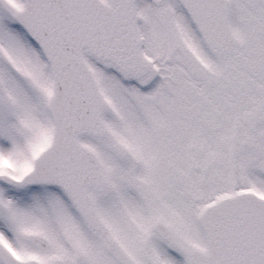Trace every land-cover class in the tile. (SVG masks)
I'll use <instances>...</instances> for the list:
<instances>
[{
    "label": "flooded vegetation",
    "instance_id": "obj_1",
    "mask_svg": "<svg viewBox=\"0 0 264 264\" xmlns=\"http://www.w3.org/2000/svg\"><path fill=\"white\" fill-rule=\"evenodd\" d=\"M228 1L235 46L224 55L177 0L148 3L149 19L138 3L135 68L88 55L113 104L102 111L113 127L99 139L112 149L99 151L105 184L88 190L97 227L63 187L26 181L54 135L55 79L41 56L27 54L28 65L19 45L21 57L0 51V239L19 262L122 264L107 247L113 239L136 264H187L159 230L199 247L206 206L246 190L264 195V0Z\"/></svg>",
    "mask_w": 264,
    "mask_h": 264
},
{
    "label": "water",
    "instance_id": "obj_2",
    "mask_svg": "<svg viewBox=\"0 0 264 264\" xmlns=\"http://www.w3.org/2000/svg\"><path fill=\"white\" fill-rule=\"evenodd\" d=\"M180 1L207 45L218 54L227 52L232 40L224 0ZM134 2L25 0L19 21L41 45L56 75V95L52 102L56 137L37 161L41 178L63 185L71 178L74 183L80 180L85 187L97 185V174L100 175L95 169L96 157L77 141L84 132L100 136L104 129L100 119L102 101L82 50L86 48L98 58L123 68L137 64ZM51 155L56 163L50 166ZM204 229L210 248L208 254L176 244L190 264H264V202L261 200L245 195L223 202L205 214ZM167 237L174 241L170 235ZM5 254L0 248V256Z\"/></svg>",
    "mask_w": 264,
    "mask_h": 264
},
{
    "label": "rangeland",
    "instance_id": "obj_3",
    "mask_svg": "<svg viewBox=\"0 0 264 264\" xmlns=\"http://www.w3.org/2000/svg\"><path fill=\"white\" fill-rule=\"evenodd\" d=\"M10 1L12 2L13 6L16 8V10L22 7V0H9V3H11ZM139 1L144 3L143 7L145 8V14L143 13V17L144 18L146 17V18L149 19V16L147 15V13L150 15L152 9L149 8L150 5L149 6H147V5H148V3L156 4L155 2H158V0H154L155 2H153V0H149V2L146 1V0H139ZM8 12L11 13L12 9H7V12H6L7 14L3 13L0 10V33L3 36V40L7 39L8 42H9L7 44L6 43L7 40H6L5 41V46H6V48H13L14 49V53L18 54L20 57H21V53L25 52V63L29 65V64H31L32 59H29V56L26 54V52H28L27 49L28 50H32L33 47L36 48L37 46L22 31L20 32V37H21V40L23 42V46H26V47H23L22 49H19L21 51V53H20V51L18 50V48L15 45L10 44V42H12L15 38H17V35L19 34L18 33L19 31H18V26L15 25L14 20L10 23ZM148 19L144 20V21L145 22L150 21ZM144 21H143V23H144ZM144 38H145V36H144ZM5 46L1 45L0 48H5ZM109 91L113 92V87H111L109 89ZM109 127H113V124H112V126L109 125ZM79 140H80L81 143H83L85 145H88V146H91L95 150H99V151L100 150H106L112 156V152H111L112 149H110L109 147H106L104 149L103 145H105V143H103V142H101V141H99L97 139H94L92 137L80 136ZM136 235H137V244H141V240H142L143 234L142 233L141 234L137 233Z\"/></svg>",
    "mask_w": 264,
    "mask_h": 264
}]
</instances>
